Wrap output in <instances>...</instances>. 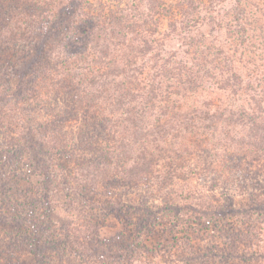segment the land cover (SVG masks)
Returning <instances> with one entry per match:
<instances>
[{
  "label": "trees",
  "instance_id": "16d2710c",
  "mask_svg": "<svg viewBox=\"0 0 264 264\" xmlns=\"http://www.w3.org/2000/svg\"><path fill=\"white\" fill-rule=\"evenodd\" d=\"M20 1L22 14L0 18V189L7 188L0 218L9 242L0 255L7 264H23L21 250L25 264H179L161 231L193 261L201 249L189 227L199 235L220 227L225 213H239L248 230H264V72L255 61L238 66L232 58L236 41L255 52L244 45L245 26L236 45H204L206 35L188 43L197 45L199 59L190 63L164 57L163 47L150 44L157 42L153 32L134 36L130 13L68 11L78 0ZM245 18L243 11L234 16ZM215 78L218 89L246 97L194 105ZM206 151L212 162L200 156ZM212 169L243 196L250 193L253 204L218 195L223 185L202 177ZM201 178L214 184L207 199L185 188ZM125 187H143L147 197L129 202L117 191ZM61 197L88 210L64 225L51 221ZM100 212L122 224L105 239ZM245 222L229 238L247 244ZM225 226L219 231L228 234ZM246 246L214 245L212 264H233V253L247 264L260 255L257 264H264V245Z\"/></svg>",
  "mask_w": 264,
  "mask_h": 264
},
{
  "label": "rangeland",
  "instance_id": "374dc122",
  "mask_svg": "<svg viewBox=\"0 0 264 264\" xmlns=\"http://www.w3.org/2000/svg\"><path fill=\"white\" fill-rule=\"evenodd\" d=\"M23 2L20 0H4L1 3L0 18L5 19L8 15L13 14H22L23 12ZM73 9H68V11H123L125 14L130 13L133 17L136 16L135 21V29L137 34L134 36H146L150 39L149 33H154L152 37L156 39L157 42H153L150 39V44L153 47L160 46L163 47L164 50L169 53L163 54L164 57H167L170 54L176 55L178 59H183L188 62L197 63L199 59H197V55L195 52V45H188L191 41L202 39V35H206V38L203 37L202 42L204 45H208L214 40V43L218 44V42L225 45V47H229L232 45H237L239 49V53L234 55L232 58L236 61V65L243 66L248 64L249 61H255L258 70L257 73L264 72V38L261 36L264 34V0H78L72 3ZM34 10V6H33ZM244 12L245 19L243 21L234 20L235 15H239L240 12ZM6 21V19H5ZM240 22V23H239ZM227 23H229L227 27ZM242 26H245L247 29L246 42L244 45L254 46V53H249V50L243 48L240 44V41H234L239 37L236 32L242 29ZM218 41V42H217ZM245 47V46H244ZM199 49H204V46H200ZM196 59V60H195ZM251 68L253 66L250 64ZM247 70H242L244 74ZM219 76V74H218ZM206 82L204 87L205 90L196 97L197 101L194 105H201L203 101L213 100L218 103L230 102L234 100V98L239 99V97H246L243 95L229 94V89L226 91L218 89L219 82L215 81ZM239 101V100H238ZM242 102V99H240ZM213 142V141H212ZM213 152L206 151L205 153L199 152L201 157H204L208 162H212L210 156ZM201 162V161H200ZM73 165L67 166V169L71 168ZM212 171L207 172V174H202L203 178H206L208 175V179H210V175L212 180H215L218 185L222 188L218 187L217 194L221 195L224 193V196L231 197L235 199V203L238 206L243 204L250 206L253 204V200L250 198L249 194H241L243 190H240L233 183L226 184V182H222L219 179L218 175L212 174ZM198 180H190L185 188L191 189L195 191H199L204 195V199H207V190L206 187H210L214 185L209 182V180L205 179ZM260 178L264 179V175L260 176ZM250 187L252 185L250 184ZM5 189L6 186H5ZM5 189L3 187L0 189V199L5 197ZM115 192V188H111ZM71 191V190H70ZM98 191L103 193L105 188L99 187ZM119 193L126 192L123 195V199L127 197L129 202L135 203L140 201V199L147 197L146 191H143V187L140 188H132L125 187L117 189ZM251 192L253 190H250ZM223 192V193H222ZM101 198L104 199L106 196L101 195ZM61 202L63 206L60 209L52 212L50 217L51 221L58 222L61 225L67 224L71 222L72 218L77 217L79 214L83 213V211L88 210L86 208L80 207L77 210L72 204L68 203V200L65 197H61ZM126 202V200H125ZM158 203V201H155ZM237 208V206H235ZM50 210V209H48ZM248 211H250L247 208ZM255 211V210H254ZM225 221L217 222L218 225L228 227L230 230L228 234H224L219 231L220 227H215L212 225L211 227L207 226L206 229H203L202 232L198 235L197 232H194L189 229L186 230V234L191 238V242L193 246L197 249H201L200 255L196 254L190 260V256L188 254H184L181 250L177 249L175 242L172 239V236L167 232H160L167 235L169 238L164 240V244L168 246V255H172L174 259H176L179 264H202L203 261L206 264H212L211 254H209V249L213 248L214 245L222 246L221 249L228 251L233 247L234 242L244 246L243 248H247L246 245H251L254 249H258L259 247H263L264 245V230H261V226L256 224V228L258 230H248L246 220L239 213H225ZM256 215H254L255 217ZM49 217V218H50ZM202 217V215H201ZM1 219V218H0ZM8 220L11 217L7 218ZM98 220L103 221L104 225L108 227H104L101 231L102 237L108 238L113 235L117 230H120L122 224L114 215L110 214L105 217L104 213L100 212L98 216ZM204 222V221H202ZM231 224L229 225V223ZM245 229L247 230V234L249 235V239L247 240V244L242 243L237 238H229L232 235V231L234 228H242L243 223ZM7 222L3 219L0 221V252L7 250V246L9 242L5 240V230ZM206 226V224H204ZM222 227V228H225ZM264 227V226H263ZM167 229V227H166ZM261 230V234L258 235V231ZM159 233V234H160ZM215 236H214V235ZM178 238L186 239L184 237V233L178 232ZM213 235V236H212ZM163 239V238H162ZM172 243V246H170ZM177 243V242H176ZM175 247V248H174ZM6 255V253H3ZM221 254V253H220ZM241 254V253H240ZM222 255V254H221ZM220 255V256H221ZM217 256L216 260L220 257ZM28 254H24V250H21L20 259H22V263L25 264L27 261ZM189 258V259H188ZM28 260V259H27ZM170 261V260H169ZM259 261H263L260 258V255L252 258L251 262L248 264H257ZM193 262V263H190ZM32 261H29V264H32ZM171 263H173L171 261ZM233 264H247L242 261V257L237 256V254L233 253L232 257ZM0 264H7L5 257L0 255Z\"/></svg>",
  "mask_w": 264,
  "mask_h": 264
}]
</instances>
